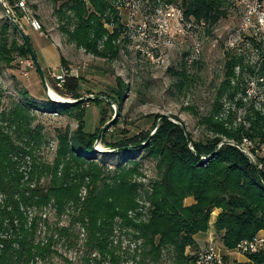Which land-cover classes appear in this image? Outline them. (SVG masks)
I'll return each mask as SVG.
<instances>
[{
	"label": "trees",
	"instance_id": "trees-1",
	"mask_svg": "<svg viewBox=\"0 0 264 264\" xmlns=\"http://www.w3.org/2000/svg\"><path fill=\"white\" fill-rule=\"evenodd\" d=\"M116 1L53 0L66 41L94 57L116 58L131 36ZM4 2L12 9V0ZM178 2L186 18L205 22L206 34L234 5L232 0ZM13 9L18 17L25 16ZM12 16L14 21L6 17L0 27V66L15 63L20 69L18 60L29 57L26 40L32 43ZM251 44L259 52L253 65L237 47L224 54L210 109L198 119L206 137L194 139L187 131V143L176 116H171L174 122L161 118L152 134L159 115L148 130L133 134L117 127L119 120L114 119L100 137L107 152L96 151L95 141L113 115L112 103L120 107L123 102L122 78L115 77L110 93L88 92L100 98L82 99V78L69 77L57 87L32 45L50 87L74 102L39 94L33 99L26 90H19L17 100L0 84V264H50L56 257L64 264H194L195 235L210 229L214 210L219 211L212 222L214 239L223 249L231 250L263 230L264 173L227 143L239 144L247 137L255 147L264 144V105L247 101L244 81L246 72L261 85L257 78H264V48L254 40ZM200 55L189 62L188 54L179 70L170 69L178 92L191 81L187 65ZM60 64L67 65L62 56ZM89 105L98 109V126L92 130L85 122ZM35 111L75 122L74 129L59 130L56 141H50L51 162L38 155L42 136L33 126ZM111 156L116 159L109 165ZM187 198L193 202L186 205ZM246 259L226 257L225 264H264V254Z\"/></svg>",
	"mask_w": 264,
	"mask_h": 264
},
{
	"label": "rangeland",
	"instance_id": "rangeland-1",
	"mask_svg": "<svg viewBox=\"0 0 264 264\" xmlns=\"http://www.w3.org/2000/svg\"><path fill=\"white\" fill-rule=\"evenodd\" d=\"M232 1L234 5L230 8L228 17L211 27L207 34L205 30H199L194 37L191 35L158 37L152 31H148L147 37L144 38L133 33L126 44L120 47L118 56L109 59L94 57L66 41L59 29L55 14L57 4L53 0H24L25 6L30 11L29 15L32 13L41 24V35H46L57 45L59 56H62L67 63L66 67H80L78 72V76L82 78L80 92L84 97L89 96L88 92L110 93L111 89L116 86L115 77L122 78L126 85L124 99L120 107L113 105V115L110 118V120L113 118L116 111L114 119L119 120L117 127L128 128L130 134L148 130L154 115L164 114L178 117L194 139H202L208 135L207 131L198 124V119L210 109L214 89L222 78L224 54L235 46L238 49L237 52L242 53L245 61L253 65L258 61L259 52L258 48L252 51L251 40H254L262 49L264 48L259 36L260 32H257V28L264 26V16H262L264 0L257 1V4L254 0H248L250 10L253 11L248 19L245 18L246 7H243V3L237 0ZM170 2L175 6L179 3L178 0H170ZM14 3L15 0H12V9H9L0 0V27L4 19L8 17L5 8L7 7L11 15L15 14L18 23L34 44V40L38 39V32L30 27L28 29V20L25 16L20 18L17 13L13 12ZM122 19L124 21L125 16L122 15ZM242 39L247 41H242ZM194 41L200 43L201 55L196 63L187 65L186 71L191 81L178 92L174 86L176 76L171 70L180 69L183 59L191 54ZM226 42H232L234 45L231 46ZM33 69L35 68L28 69V75L25 77L15 63L10 68L0 66V84L5 94L17 100H20L19 90H26L28 96L33 99L38 98V94L45 96L46 92ZM244 81L250 92V98L247 97V101H259L263 94L262 86L257 85L254 76L246 72ZM186 107L192 108L193 111L185 109ZM97 121L98 109L89 105L85 118L87 128L92 126V130L97 127ZM33 126L38 127L42 136L38 155L42 160L51 162L54 153L49 146L50 141H56L55 137L59 130L74 129L75 122L61 115L35 111ZM113 129V127L110 128V130ZM54 143L51 142V144ZM95 148L104 149L101 143H97ZM115 159V156L109 157L108 164H113ZM147 165L151 166L152 163ZM59 247L60 251L65 250L63 246L59 245ZM71 253L69 252L68 255ZM236 257V254L230 255L231 259H236ZM50 264H64V262L56 257ZM159 264L171 263L163 260Z\"/></svg>",
	"mask_w": 264,
	"mask_h": 264
},
{
	"label": "built area",
	"instance_id": "built-area-1",
	"mask_svg": "<svg viewBox=\"0 0 264 264\" xmlns=\"http://www.w3.org/2000/svg\"><path fill=\"white\" fill-rule=\"evenodd\" d=\"M243 3V7H246L245 18H249L253 11L250 10L248 0H237ZM257 1L254 2L257 4ZM258 2V3H259ZM116 9L120 17L125 16V19L121 20L122 23L128 28L130 35L133 33L147 37L148 31H152L153 34L160 36L183 37L185 35L196 36L197 31L204 30L205 22L202 20H195L192 17L186 18L183 14L181 7L171 4L170 0H156V3H150L148 0H117ZM260 5V4H259ZM14 7L23 10L25 16L28 17L30 27L42 34L41 25L39 21L29 15L30 11L25 6L24 0H15ZM249 8V9H248ZM151 16L153 17L151 19ZM264 16V13H262ZM244 20V17H243ZM246 26L248 24H245ZM257 32H260L259 36L262 39L264 47V26L257 28ZM256 36L257 34L254 33ZM130 36V37H131ZM227 43V42H226ZM227 44L233 46L232 42ZM235 46L231 47L234 48ZM236 48V47H235ZM201 46L199 42L193 44L191 54L187 57V60H191L198 57L200 54ZM18 64L23 76L28 75V69L34 67L30 57L21 58L18 60ZM80 67H61L57 74H50L51 79L55 82L57 87H61L65 80L69 77H77ZM263 88V94L261 95L259 103L256 106L264 105V78H257ZM247 97L250 98V92L246 88ZM154 130L151 131V134ZM230 145L235 146L241 151L247 159L264 173V144L255 147L252 140L247 137H243L239 144L229 142ZM194 264H225V258H230V255L236 254L237 256L246 257L249 254H264V229L257 232L253 237L249 239H243L239 241L231 250L223 249L214 239L211 237L207 240L206 244L199 246L193 253ZM231 259V258H230Z\"/></svg>",
	"mask_w": 264,
	"mask_h": 264
},
{
	"label": "crops",
	"instance_id": "crops-1",
	"mask_svg": "<svg viewBox=\"0 0 264 264\" xmlns=\"http://www.w3.org/2000/svg\"><path fill=\"white\" fill-rule=\"evenodd\" d=\"M27 24H28V29H29L30 27L29 22ZM24 32L27 35L26 31ZM37 37L38 39H36V41L34 40V44H33V41L31 42L37 55L42 61V64L44 65V67L48 69L50 74H54V73L57 74L61 68L60 56L57 50V45L51 39H49L46 35H41L40 33H38ZM184 202L186 205H188V204H191L193 200L191 198H187L185 199ZM218 212H219L218 210L213 211L212 217H211V225H212V222L214 221L215 216L218 214ZM211 237H214V233L212 229H209L205 233L196 234L195 240H196L198 247L199 245L206 244L205 242ZM236 260L244 262L247 259L246 257L239 255L236 257Z\"/></svg>",
	"mask_w": 264,
	"mask_h": 264
},
{
	"label": "water",
	"instance_id": "water-1",
	"mask_svg": "<svg viewBox=\"0 0 264 264\" xmlns=\"http://www.w3.org/2000/svg\"><path fill=\"white\" fill-rule=\"evenodd\" d=\"M2 1L4 2V0H2ZM4 3H5V2H4ZM4 7H5V5H4ZM5 8H6V11H7V14H8L9 19L12 20V21H14V20H13V16L11 15L9 9H7V7H5ZM26 46H27V49H28V51H29V57L31 58V60H32V62H33V65H34V68H35L36 74L38 75V78H39V80H40V83L42 84V86H43V88H44V90H45V92H46L47 97H48L50 100H52V101H56V100L52 99V98L49 96V90H53V89L50 87V85H49V83H48V81H47V78H46V76H45L44 70H43V68H42V66H41V64H40V62L38 61V59H37V57H36V55H35V53H34V50H33V48H32V45H31V44L29 43V41H27V40H26ZM53 91H54V90H53ZM94 97H98V98H100V96H98V95H89V96H86V97H84V98H82V99L87 100V99H91V98H94ZM105 99L107 100V98H105ZM56 102H60V101H56ZM73 102H74L73 100H69V99H68L67 102L61 101V103H73ZM113 105H115V104L112 103V106H113ZM115 116H116V111L114 112V116H113V118H112L110 121H108L105 125H103V126L100 128V130H99V132H98V135H97V138H96V141H95V146H96L97 143L100 142L101 134H102V133H103V132L109 127L110 122L114 119ZM161 118H165V119H168V120H171V121L174 122V120L171 119L170 116H167V115H164V114H160V115L158 116L157 122H156V124H155L153 130H155V127H156L158 121H159ZM181 126H182V129L184 130V135H185V137H186V141H187V143H190V137H189V135H188V132H187L186 128L184 127V125H181ZM227 143H229V142H227ZM95 146H94V148H95ZM95 150L98 151V152H107V151H108V150H106V149H98V148H95ZM263 187H264V185H263Z\"/></svg>",
	"mask_w": 264,
	"mask_h": 264
},
{
	"label": "bare ground",
	"instance_id": "bare-ground-1",
	"mask_svg": "<svg viewBox=\"0 0 264 264\" xmlns=\"http://www.w3.org/2000/svg\"><path fill=\"white\" fill-rule=\"evenodd\" d=\"M49 96L52 98V99H54V100H56V101H64V102H67L68 101V99L67 98H64V97H62V96H60V95H58L56 92H54L53 90H49Z\"/></svg>",
	"mask_w": 264,
	"mask_h": 264
}]
</instances>
